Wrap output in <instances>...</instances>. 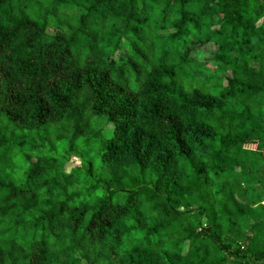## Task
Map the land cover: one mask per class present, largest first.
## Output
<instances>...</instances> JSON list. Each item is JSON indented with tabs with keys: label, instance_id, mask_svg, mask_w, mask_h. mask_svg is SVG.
<instances>
[{
	"label": "trees",
	"instance_id": "trees-1",
	"mask_svg": "<svg viewBox=\"0 0 264 264\" xmlns=\"http://www.w3.org/2000/svg\"><path fill=\"white\" fill-rule=\"evenodd\" d=\"M0 264H264V0H0Z\"/></svg>",
	"mask_w": 264,
	"mask_h": 264
},
{
	"label": "rangeland",
	"instance_id": "rangeland-1",
	"mask_svg": "<svg viewBox=\"0 0 264 264\" xmlns=\"http://www.w3.org/2000/svg\"><path fill=\"white\" fill-rule=\"evenodd\" d=\"M248 147H251V146H248ZM72 163H74V159L73 158H69L68 161L65 162V171H68L72 165Z\"/></svg>",
	"mask_w": 264,
	"mask_h": 264
}]
</instances>
